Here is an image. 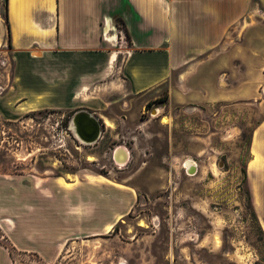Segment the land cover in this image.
<instances>
[{
	"label": "crops",
	"instance_id": "crops-1",
	"mask_svg": "<svg viewBox=\"0 0 264 264\" xmlns=\"http://www.w3.org/2000/svg\"><path fill=\"white\" fill-rule=\"evenodd\" d=\"M7 15L11 45L0 8L1 74L12 68L7 85L0 79L1 119L74 108L100 118L101 104L85 95L114 87L226 107L255 99L264 83V0H7ZM252 148L264 174V116ZM137 201L119 182L0 173L4 236L49 260L73 239L112 231ZM0 264H13L1 242Z\"/></svg>",
	"mask_w": 264,
	"mask_h": 264
},
{
	"label": "rangeland",
	"instance_id": "rangeland-1",
	"mask_svg": "<svg viewBox=\"0 0 264 264\" xmlns=\"http://www.w3.org/2000/svg\"><path fill=\"white\" fill-rule=\"evenodd\" d=\"M0 8L6 17L7 0ZM11 70L1 74L0 67L6 85ZM263 87L255 99L200 109L170 104L166 91L140 99L122 87L93 90L85 100L101 104L102 131L91 143L72 128L79 108L0 118V173L119 182L138 191L112 231L73 239L53 260L16 249L0 228L13 264H264V174L255 171L260 157L251 150ZM119 145L130 152L126 163L114 159Z\"/></svg>",
	"mask_w": 264,
	"mask_h": 264
},
{
	"label": "water",
	"instance_id": "water-1",
	"mask_svg": "<svg viewBox=\"0 0 264 264\" xmlns=\"http://www.w3.org/2000/svg\"><path fill=\"white\" fill-rule=\"evenodd\" d=\"M71 123L74 126L75 132L85 142L91 143L96 141L102 131L101 119L88 109H78L72 115ZM130 158V152L125 145H119L114 152V159L116 162L126 163ZM191 171L194 169L192 165Z\"/></svg>",
	"mask_w": 264,
	"mask_h": 264
},
{
	"label": "trees",
	"instance_id": "trees-1",
	"mask_svg": "<svg viewBox=\"0 0 264 264\" xmlns=\"http://www.w3.org/2000/svg\"><path fill=\"white\" fill-rule=\"evenodd\" d=\"M6 21H7V24H8V29H9V44L11 45V30H10V22H9V17H8V15H6ZM117 20V24L118 25H123V20H122V18H117L116 19ZM125 27V26H124ZM246 173V172H245ZM8 249H9V251H10V253L12 254V251H11V249L8 247Z\"/></svg>",
	"mask_w": 264,
	"mask_h": 264
},
{
	"label": "bare ground",
	"instance_id": "bare-ground-1",
	"mask_svg": "<svg viewBox=\"0 0 264 264\" xmlns=\"http://www.w3.org/2000/svg\"><path fill=\"white\" fill-rule=\"evenodd\" d=\"M107 122H108V124L109 125H112V123H111V121L109 120V119H107ZM71 125H72V128L74 129V126H73V124L71 123ZM75 131V130H74ZM78 135V134H77ZM89 159H90V157H89ZM187 165H190L191 166V169H192V165H193V162H191V161H189L188 163H187ZM111 227L109 226L108 227V229H110Z\"/></svg>",
	"mask_w": 264,
	"mask_h": 264
},
{
	"label": "flooded vegetation",
	"instance_id": "flooded-vegetation-1",
	"mask_svg": "<svg viewBox=\"0 0 264 264\" xmlns=\"http://www.w3.org/2000/svg\"><path fill=\"white\" fill-rule=\"evenodd\" d=\"M155 111H157V109H156V110H154V112H155Z\"/></svg>",
	"mask_w": 264,
	"mask_h": 264
},
{
	"label": "built area",
	"instance_id": "built-area-1",
	"mask_svg": "<svg viewBox=\"0 0 264 264\" xmlns=\"http://www.w3.org/2000/svg\"><path fill=\"white\" fill-rule=\"evenodd\" d=\"M263 91H264V89H263Z\"/></svg>",
	"mask_w": 264,
	"mask_h": 264
}]
</instances>
